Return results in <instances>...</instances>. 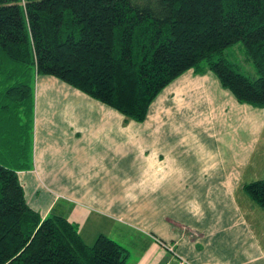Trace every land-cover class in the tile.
I'll return each instance as SVG.
<instances>
[{"label": "crops", "instance_id": "crops-1", "mask_svg": "<svg viewBox=\"0 0 264 264\" xmlns=\"http://www.w3.org/2000/svg\"><path fill=\"white\" fill-rule=\"evenodd\" d=\"M31 115L18 175L43 218L68 219L88 245L105 235L129 264H264V209L245 192L261 180L249 170L264 154V108L212 72L182 75L144 122L37 77Z\"/></svg>", "mask_w": 264, "mask_h": 264}, {"label": "trees", "instance_id": "trees-1", "mask_svg": "<svg viewBox=\"0 0 264 264\" xmlns=\"http://www.w3.org/2000/svg\"><path fill=\"white\" fill-rule=\"evenodd\" d=\"M238 43L256 77L225 58ZM191 70L212 72L239 103L264 108V0H0V264H129L112 239L87 245L68 219L28 204L18 173L29 168L31 120L9 115L2 100L24 104L33 75L54 77L144 122ZM245 192L264 209V180Z\"/></svg>", "mask_w": 264, "mask_h": 264}, {"label": "rangeland", "instance_id": "rangeland-1", "mask_svg": "<svg viewBox=\"0 0 264 264\" xmlns=\"http://www.w3.org/2000/svg\"><path fill=\"white\" fill-rule=\"evenodd\" d=\"M225 58L228 59L232 64H234L241 74L249 77H256L255 66L253 63L247 60V55L243 43H238L227 49L225 52ZM37 77L38 76L33 75L32 82L29 81V85L30 88H32V92L31 93L28 92L24 104L16 100V98L19 96H14L13 101L2 100L3 102L9 103L10 108L12 109V111L11 110L9 111V115L10 114L14 115L17 119L24 122H28L29 120H32V115L30 110H31V106L35 103V86H36ZM4 93L5 91H3L2 89V92H0L1 97L4 95ZM20 104H23V107L19 111L17 109L20 107ZM262 146L264 149V142ZM25 154L27 156L28 153L25 152ZM22 160L25 162V159ZM249 171H250L249 175L255 174L257 177H259L258 179L264 180V154L258 156L256 155V158L254 159L252 165L250 166ZM253 202L258 206V208H260V206L255 201Z\"/></svg>", "mask_w": 264, "mask_h": 264}, {"label": "built area", "instance_id": "built-area-1", "mask_svg": "<svg viewBox=\"0 0 264 264\" xmlns=\"http://www.w3.org/2000/svg\"><path fill=\"white\" fill-rule=\"evenodd\" d=\"M169 250H172L171 247H167ZM180 264H188V262L185 259H180Z\"/></svg>", "mask_w": 264, "mask_h": 264}]
</instances>
